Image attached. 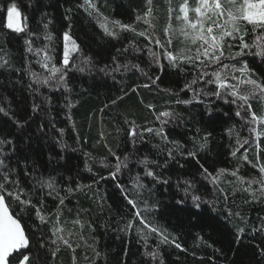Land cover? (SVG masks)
I'll return each mask as SVG.
<instances>
[{
    "label": "trees",
    "instance_id": "16d2710c",
    "mask_svg": "<svg viewBox=\"0 0 264 264\" xmlns=\"http://www.w3.org/2000/svg\"><path fill=\"white\" fill-rule=\"evenodd\" d=\"M13 2L18 5L22 16L27 17V30L32 35L14 33L4 26L6 8ZM81 2L0 0V64L7 61L4 67H0V107L21 122H27L20 130L0 113V138L14 140L20 149L13 155L8 146H4L12 157L10 162L15 165L19 159L22 168L23 157L27 156V163L29 166L34 164L37 176L43 174L45 178L49 175L57 178L61 197L65 196L67 187L91 185L90 189L83 188L67 195L62 208L57 207L55 195L50 197L46 195L47 190H35L33 199H39L45 205L43 214L49 221L41 224L34 211L23 217V223L32 235L37 264H74V260L75 264H264L261 254L264 231H253L264 226V198L245 203L252 200V195L243 191L233 193V188L240 185L229 183L235 178L226 175L220 177V186L229 195L225 203L216 186L200 174L201 164L213 174L221 168L228 169L230 173L239 166L238 175L245 181L259 179L258 170L244 162L241 154L247 149L249 160L255 162L260 153V159L264 161V135L257 137L256 132L251 131L253 127L264 131V127L248 124V118L243 117V110L237 105L209 95L215 86L204 82L209 77L198 79V68L186 64L173 66L160 55L158 46L137 35L147 31L148 35L164 40L165 29L168 28L172 31L173 45L167 51L178 52L185 47L178 32L179 21L174 18L169 21L166 0H152L151 5L148 0H95L102 17L109 21L118 20L135 29V32L125 31L109 23L108 27L118 33L116 38L104 34L99 26L102 17L98 20L95 14L90 16L77 7ZM180 3L182 0H171L174 9L178 10ZM149 7L152 8L150 17L145 16ZM172 15L175 17L177 12ZM138 16L144 19L137 20ZM145 19L150 23H145ZM44 24H48L47 29ZM69 24L83 55L91 58V65L86 66L83 72L70 66L66 80L60 84L55 81L50 85L35 83L37 77L33 73L49 74L41 67L46 54L53 57L51 63L59 66L62 33L68 30ZM46 34H51L53 40H46ZM256 34L250 31L246 41L252 44ZM26 39L32 40V52L28 51ZM259 43L264 45V41ZM153 52L157 53L155 59ZM80 59L78 54L73 63L84 67ZM240 60L254 71V78H264V57L249 54ZM225 63L234 62L226 60ZM117 64H126L130 70L112 71ZM105 65L108 71L100 72L99 69ZM132 65H139L142 71H137ZM235 66L239 68L240 64ZM214 69L220 70L217 66L206 69L209 76ZM152 80L155 84L145 88L144 84H151ZM193 80L197 83L192 84ZM185 85L191 87L186 88ZM252 103L259 114L261 103ZM147 104L154 105L156 113L171 112L174 118L161 116L157 120ZM33 105H39L37 111H33ZM238 110L242 116L236 115ZM126 119L134 120L142 127L153 128H159L161 122L167 120L164 130L169 140L184 146L180 152L196 151V158L174 151L175 159L167 160L166 152L153 145L174 149L175 146L163 144L154 135L145 134L144 141L133 146L126 135ZM41 125L44 126L43 132L40 131ZM60 129L64 130L63 136L59 134ZM237 139H248L249 143L233 157L231 152L238 147ZM58 140L67 147L62 149ZM201 143H206L207 147L200 149ZM109 149L121 159L125 155L129 157L128 167L122 169L117 180L109 177L116 163ZM145 157L156 160L160 165L167 160V167H150L168 183H157L144 175V165L138 161ZM137 176L144 185L135 196L142 215L159 226L170 240L176 238L182 245L181 249L171 243H162V237L149 233L147 229L138 232V221L133 227H127L133 220L132 210L116 185L122 184L135 195L133 182ZM20 179L28 186L23 174ZM186 180L192 183L187 196L183 191L187 187L184 184ZM252 188L256 190L259 185L253 184ZM193 194L201 197L199 209L193 205ZM256 194L259 196L258 191ZM181 199L185 203L177 204ZM212 201H215V207L207 203ZM144 202H147V211H144ZM229 210L239 212L240 216H228ZM57 212L61 214L59 226L74 233L70 240L75 251L61 244L56 257H51L49 248L56 247L51 244V240L56 238L51 230ZM77 218L83 223V228L72 225L71 221ZM238 227L245 229L239 239ZM65 236L67 238V232ZM41 240L47 242V248L39 246ZM93 249L100 253L99 257H95ZM148 252H155V259L147 255Z\"/></svg>",
    "mask_w": 264,
    "mask_h": 264
},
{
    "label": "snow or ice",
    "instance_id": "6c2138e0",
    "mask_svg": "<svg viewBox=\"0 0 264 264\" xmlns=\"http://www.w3.org/2000/svg\"><path fill=\"white\" fill-rule=\"evenodd\" d=\"M168 4V16L169 21L173 18L179 21L181 25L178 29L179 35L182 38L181 42L185 44V47L178 52L167 51L169 46L173 45L172 31L168 28L165 29L166 38L161 40L157 37L147 34V31H141L137 33L140 37L145 38L149 44H154L161 49L160 55L169 60L173 66H179L180 64L191 65L192 67L199 69L198 79L203 80L205 77H209L204 80L208 85H214V90L209 92V95L216 96L218 98H224L226 103H231L237 105L238 109L243 110V117L248 118L247 123L250 125H257L264 127V78H254L256 74L252 69L248 67L246 63H241L240 58L252 54L264 57V45L259 42L264 41V0H182V3L178 5V10L171 6V0H166ZM148 4H152V0H148ZM78 8L84 9L88 15L95 16L100 20L102 13L97 6L95 0H82L81 3L77 5ZM71 12V9H68ZM177 12V15L173 17L172 13ZM152 15V8L149 7L145 16L150 17ZM68 19V17H66ZM144 19L143 17H137V20ZM145 23H150L148 20H144ZM109 23L112 26L118 27L121 30L133 31L135 29L129 24H123L120 21H109L107 17H102V21L99 26L103 29L104 34L116 38L118 33L113 31L108 27ZM4 26L14 33H25L27 35H32L30 30H27V17L22 16L21 10L18 5L13 2L6 8L5 24ZM247 26H251L249 29ZM44 28H48V24H44ZM257 33L252 44H249L245 37L249 32ZM45 39L48 41L53 40L51 34H46ZM25 44L28 45V51L32 52V40L26 39ZM237 49L233 51V49ZM255 48L257 51L253 52L252 49ZM127 51V49H125ZM81 57L80 64L84 67H79L77 64L73 63L77 55ZM153 58L157 56L156 52L152 53ZM53 57L46 54L45 62L41 64V67L45 69L49 74L43 76L41 74L33 73L34 77L37 79L34 81L37 84L50 85L53 81L57 84L63 83L67 77V70L71 66L73 68H78L79 71L83 72L86 66L91 65V58L84 56L82 49L77 39L74 38L71 33V24L68 25V30L62 33V56L57 66L56 63H51ZM115 61L116 58L113 57ZM230 61L234 63H225V61ZM51 63V67L49 64ZM4 64H0V67H4ZM240 64L237 68L235 65ZM211 66H217L220 70H213L211 76H209L207 68ZM137 71H142L139 65H132ZM123 68L125 71L130 70L128 65H119L112 69V71H120ZM100 72H107L108 66L99 69ZM214 77V79L212 78ZM158 79V78H157ZM233 81L235 83H233ZM197 83V80H193L192 84ZM152 84H155V80L151 81V84H144L145 88H151ZM65 87L67 85L65 84ZM186 88H190L191 85H185ZM242 87L244 90H242ZM135 91V90H134ZM253 101H259L261 103V111L258 114L253 108ZM190 103L191 101H177V103ZM113 104L116 101L112 102ZM143 103V101H141ZM71 106V105H70ZM107 107V105H106ZM146 107L153 111L155 118L160 120V117H173V114L169 111H163L160 113L155 112V106L152 104H147ZM39 105H33V111H37ZM0 113H2L6 118L11 120V122L20 130L25 127L26 121L21 122L19 119L15 118L14 115L10 114L8 110L0 107ZM237 116H242V112L238 110L236 112ZM174 118V117H173ZM168 123L167 120L161 122L159 128L153 127H142L134 120H125V124L128 125L126 130V135L130 138L133 146L137 142H143L145 139V134L154 135L159 137L163 144L174 145V148H161L160 144H154L153 147L159 149L160 151L166 152L167 160L175 159V153L180 155H186L192 158H196V151H188L186 154L180 152L183 145L175 140H169L167 133L164 130V125ZM40 131H44V126H40ZM231 131V130H230ZM252 132H256L257 137L264 135V131H257L256 127L251 128ZM60 136H63L64 130H59ZM205 137V141H206ZM60 143L61 148H66L67 145L63 144L62 141H57ZM249 143L248 139H237V145L231 155L233 157L237 156L246 144ZM5 145L8 146V150L14 155L16 152L20 151L16 142L8 138H0V264H37V258L33 254L32 246V235L30 234V229L26 227L23 223L24 215H31L34 211L35 217L39 220L41 224L48 223L47 217L43 214L45 205L41 203L39 199L34 200L33 195L36 189L41 191L47 190V196L55 195L58 200V208H62L65 204V199L67 195L82 191L83 188H91V185H76V187H67L65 190V196H60V189L58 188L57 178L55 176L49 175L47 178L43 174L39 176L36 175L37 169L34 164L29 166L27 163L28 157L24 156V164L21 168V161L17 159L16 164H11L12 157L5 150ZM207 147L206 143H201L199 145L200 149ZM110 154L115 158L114 171L109 173V177L112 180L118 179V174L123 168L128 167L129 157L125 155L123 159L120 156L112 153L109 149ZM51 159V157H49ZM241 159L250 164L253 169L258 170L259 179L253 178L251 180L245 181L243 176L238 175L239 166L235 170L229 173L228 169L221 168L217 170L215 174L209 172L202 164L200 165L201 175L205 180H210L213 185L216 186V191H219L223 200L226 203L229 199L228 193L223 187L220 186V177L231 175L235 178L234 181H229V183L240 185L239 188H233V193L236 191H243L250 193L252 195L251 201H245V203H251L253 201H258L264 198V161L260 159V153L257 154V159L255 162L249 160L247 155V149L241 154ZM167 160L163 165H160L156 160H149L147 157L138 161V163L144 165V175L146 177H151L153 181L157 183H168L166 179H162L157 172H155L150 165H156L157 167H167ZM107 166V165H106ZM91 171V168L88 169ZM23 174L27 178L28 186L22 183L20 177ZM63 180V176L60 177ZM103 179V177H102ZM135 185V195L128 188L124 187L122 184L117 183L116 187L120 190L123 198L125 199L128 206L132 210L133 220L127 225L128 228L134 226L136 221L139 222L138 232H144L145 229L151 234H156L162 237V243L174 244L176 248L181 249L182 245L176 241V238L169 239V236L165 234L163 230L154 223L150 222L146 216L142 215L140 210L138 199L139 189L143 188L144 185L140 183V177L137 176L134 180ZM247 183V187H244ZM187 186L184 188V194L187 196L189 194V189L192 187L191 181H184ZM253 184H258L259 188L254 190L252 188ZM31 189V190H29ZM257 191L259 196H257ZM192 202L195 208L199 209L201 206V197L199 195L193 194ZM177 204H184L183 199L177 200ZM212 203L215 207V201L207 202ZM144 211L148 210L147 202H144ZM228 216L236 215L240 216V213H232L230 210L227 212ZM61 214L57 212L55 214V220L53 222V228L51 230L52 236L56 237L51 240V244L55 245V248H49L51 257H56L57 253L60 251V245L67 246V248L75 251L74 244L71 242L70 238L74 235L71 229H67L61 225ZM73 226L79 225L83 228V223L80 219H74L71 221ZM264 225V221H262ZM127 230V229H126ZM253 231H264V226L260 229H253ZM67 232V238L65 236ZM245 232L243 227L237 228V239ZM147 236L145 235V239ZM59 242V243H58ZM39 246L41 248H47V242L41 240L39 241ZM94 251L95 257H99L100 253ZM147 255L151 256L153 259L156 257L155 252H148ZM262 256H264V250H261ZM75 264V260H74Z\"/></svg>",
    "mask_w": 264,
    "mask_h": 264
}]
</instances>
